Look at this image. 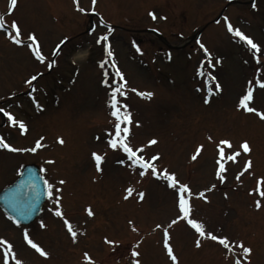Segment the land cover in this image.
<instances>
[{"label":"rangeland","instance_id":"rangeland-1","mask_svg":"<svg viewBox=\"0 0 264 264\" xmlns=\"http://www.w3.org/2000/svg\"><path fill=\"white\" fill-rule=\"evenodd\" d=\"M231 1L97 0L96 12L105 21L123 26H111L109 33V27L98 23L100 18L94 17L91 27V0H76L85 12L77 9L74 0H17L14 7L9 0L13 14L5 17V25L15 20L24 37L34 32L46 62H38L27 44L16 45L0 29V105L23 121L27 132L6 124L1 116L0 131L15 148L30 149L41 137L44 147L36 152L0 148V190L16 178L23 165L40 164L47 169L44 177L60 189L56 197L61 210L79 230L73 242L61 218L54 215L56 205L51 198L39 218L26 227L0 210V237L13 244L17 258L25 264H132L135 247L141 264H173L161 245V229L156 228L160 224L170 226L178 264H233V255L226 254L218 242L201 238V246L196 247L194 229L183 220L170 224L179 212L175 192L164 179L140 176L126 154L109 147L114 118L107 103L110 88L102 81L108 62L114 61L127 81V96L121 99L131 113L132 144L144 145L145 157L159 153L158 169L175 172L193 193L212 188L205 192L207 200L191 198L192 215L214 234L250 246V264H264V197L259 194L264 183L258 185L264 178V119L236 107L252 82L250 106L264 112V88L255 83L264 80V56L257 61L247 44L227 30L225 21L227 17L264 49V0H257L255 7L240 2L228 5ZM5 7L6 0H0V14L8 11ZM146 29H156L166 41ZM197 32L198 39L189 41ZM103 34H108L112 58L106 56L103 42L96 43ZM64 37L69 39L62 51L52 56ZM201 44L212 54L211 64ZM51 59L56 64L48 71L47 60ZM37 73L41 76L33 82L35 93L32 90L28 97L25 80ZM113 77L114 72L110 83ZM140 92L153 95L141 96ZM153 138L157 143L148 145ZM220 139H229L233 150L242 141L251 149L247 154L241 150L235 163L225 164L223 181L217 179L214 161ZM198 145L203 149L192 159ZM93 152L104 157L102 171L96 169ZM249 158L252 167L243 171ZM60 180L65 183L59 184ZM129 187L133 195L125 199ZM140 192L143 199L138 198ZM89 207L92 216L87 214ZM41 221L46 227L40 226ZM25 229L49 253L47 257L27 245ZM105 238L114 243L108 244ZM85 252L91 261L84 259ZM9 264L15 262L9 258Z\"/></svg>","mask_w":264,"mask_h":264},{"label":"snow or ice","instance_id":"snow-or-ice-1","mask_svg":"<svg viewBox=\"0 0 264 264\" xmlns=\"http://www.w3.org/2000/svg\"><path fill=\"white\" fill-rule=\"evenodd\" d=\"M74 2H76V0H74ZM10 3L14 7L17 3V0H10ZM95 3L96 0H92V4L95 5ZM76 7L80 12H85V9L80 7L78 2H76ZM253 7H255V4H253ZM89 10L95 11V8L93 7ZM9 11H11V9H9ZM149 14L152 15L153 19H155L154 13ZM225 21L227 30L232 33L234 37H237L240 41L246 43L249 49L251 50L253 57L257 59V61H259L260 57L264 56V49H262L261 45L257 42H254L253 39L250 36L246 35L244 32H242L240 28L234 27L230 22H228L227 17H225ZM0 29H5L8 39L16 45H22L27 42V47L31 50V53L34 58L40 63L46 62V57L41 50L38 37L34 32H30L26 35V37H24L21 27L17 24L15 20H13L11 24L8 25L6 28L2 15H0ZM110 32L111 28L109 27V33ZM68 39V37H64L56 45L55 49L52 52V56L59 55L60 51H62L61 45H64L65 42L68 41ZM102 42L104 50L106 52V56L108 58H112L114 56V53L112 52L108 43V34H103L97 38V44H101ZM200 47L204 50L208 62L209 64H211L212 54L203 44H201ZM216 63H220L219 58L217 59ZM55 64V59L47 60L48 68H52ZM100 66L103 68L104 62H101ZM212 66L215 67V65ZM113 68H115V73L113 77L114 83H110L109 79L107 78L108 73L106 71L104 72L105 79L102 81L105 85L109 86L110 88V95L107 103L109 105L110 115L114 118L113 132L108 141L109 147L114 150L122 151L124 154H126V158L128 161L131 162V166L138 167L140 176L143 177L147 174H150L153 177H157L158 179H164L167 182V186L171 188L176 194L177 209L179 212V215H177L175 219L171 220L170 224H176L178 221L184 220L189 226H191V228L195 230V233L198 234L197 239L195 240L196 247L201 246V238L211 239L212 241L218 242L221 246H223V248L226 250V254L231 253L233 255V264H250V258L252 253V248L250 246H245L240 241L232 240L227 235L214 234L212 231L207 230L206 225L202 221L192 215L193 205L191 204V198L193 196H196L207 200L208 198L205 196V191H208L210 189H205L204 191L193 193L190 185L188 183L181 182L177 178L175 172H169L167 169L164 168L158 169L157 162L160 158L159 153L153 154L149 157H145V155L143 154L145 146H136L132 144L131 140L129 139V125L132 123L131 113L128 111V105L126 103H123V100L121 99L122 97L127 96V81L125 80L123 73L119 70L118 67H116L114 61ZM39 75L41 74L37 73L32 75L29 79L25 80V84L32 86V82L35 81ZM116 77H118L119 80H115ZM255 83L258 84L261 88H264V80H257L255 81ZM215 88L217 91L220 90L219 83H216ZM132 91L135 92L137 90L132 89ZM209 91H211V89ZM253 91L254 89L252 86V82H249L246 88V92H244L239 97L236 107L238 109H242L245 112L256 113L258 116H260L261 119H264V112H259L255 107L250 106V102L253 101ZM139 95L151 97L153 93L140 92ZM207 102L208 100L205 99V103ZM37 107L39 108L41 106L37 104ZM0 113H3V115L7 117V120L13 126H18V130L21 133L27 132V125L23 121L16 119L11 112H7L4 108L0 107ZM136 123L138 124L139 122L137 121ZM57 139L60 144L64 143L62 138L58 137ZM208 139L211 140L212 137L209 136ZM41 140H43V137L36 141L34 147L30 149H25L15 148L11 144L6 142L4 137H0V148L8 149L13 152H36L38 148L44 147V145L41 144ZM147 143L148 145H154L157 143V140L153 138L150 139ZM215 146L217 149L216 163L218 166L216 175L220 178L221 181H223L225 178L223 175V173L226 172L225 164L228 161H232L233 163H235L237 157L240 155L241 150L245 154L251 151L250 145L247 141H242L239 149L236 150H233L232 143L229 139H220ZM202 149L203 145H198L195 153L192 155V159H196V156L202 151ZM91 155L95 160L97 171H102L101 162L104 157L96 152L91 153ZM53 162L54 161H48V163ZM119 163L124 164L125 161L120 160ZM251 167L252 161L249 158L244 162L243 171H247ZM40 172L45 173L47 172V169H41ZM236 179L239 180V175L236 177ZM41 181L42 186L40 183ZM64 183V180L59 181V184L61 185ZM260 183H264V178L258 180V185ZM25 187H28V192L23 191ZM212 187L215 186L213 185ZM10 191L12 193V196L14 197V200L11 202L13 207H15L16 204L22 203L26 199H37L42 194H46L49 198L53 199L56 205V207L53 209L54 215L61 218L73 242L76 241L79 230L74 226V224L65 216L64 212L61 210L60 199L56 197V194L60 192V189L55 188L54 185L48 181V179H46L42 175L33 173L32 170H29V180L27 182L23 180L20 181V183ZM133 191L134 190L131 187L127 188L125 190V199H127ZM259 194L260 196L264 197V191H261ZM143 196V192L138 193L139 199H143ZM255 206L257 208L261 206L259 200L256 201ZM86 211L89 216L93 215V212L90 207L86 209ZM12 219L15 221L16 224L20 223V220L16 219L15 217H13ZM129 223L131 224L132 222L129 221ZM40 226L42 228L46 227L43 221H41ZM156 228H161V225L157 224ZM133 230L136 229L134 228ZM23 238L26 241L27 245L31 246V248L34 249L40 256L47 257L49 255V253L43 247H41L39 243L34 242V240L30 238L29 232L26 229L23 231ZM105 240L108 244L114 243L111 240H107V238H105ZM163 247L166 250L168 257L171 259L173 264H178V258L173 252V247L170 243V234L167 227L163 228ZM0 249H2L0 259L3 260V264H9V258H11V260H13L15 264H25V261L17 258L16 253L13 250V244L3 237H0ZM236 249L240 250L239 254H237ZM131 256L135 258L133 259L132 264H141L140 259H138L140 253L135 250V247L131 251ZM84 259L87 261H91V257H89L87 252L84 253Z\"/></svg>","mask_w":264,"mask_h":264},{"label":"water","instance_id":"water-1","mask_svg":"<svg viewBox=\"0 0 264 264\" xmlns=\"http://www.w3.org/2000/svg\"><path fill=\"white\" fill-rule=\"evenodd\" d=\"M29 170H32L33 173L39 174L38 170L33 168V166L27 167L24 170L22 177L14 185L0 193V206L13 217L20 220V222L26 223L32 220L40 211L45 194L40 195L37 199H26L22 203L16 204V206L13 207L11 202L14 200V197L10 190L14 189L20 181L23 180L27 182L29 180ZM40 183L42 186V181ZM23 191L28 192V187H25Z\"/></svg>","mask_w":264,"mask_h":264},{"label":"bare ground","instance_id":"bare-ground-1","mask_svg":"<svg viewBox=\"0 0 264 264\" xmlns=\"http://www.w3.org/2000/svg\"><path fill=\"white\" fill-rule=\"evenodd\" d=\"M81 55H82V54L80 53V54L78 55V57L81 56Z\"/></svg>","mask_w":264,"mask_h":264}]
</instances>
